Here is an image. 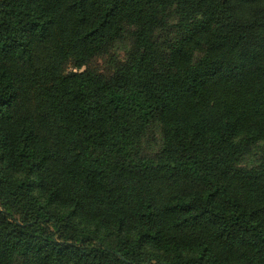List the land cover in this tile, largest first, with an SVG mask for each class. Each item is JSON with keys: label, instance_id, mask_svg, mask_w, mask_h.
<instances>
[{"label": "trees", "instance_id": "trees-1", "mask_svg": "<svg viewBox=\"0 0 264 264\" xmlns=\"http://www.w3.org/2000/svg\"><path fill=\"white\" fill-rule=\"evenodd\" d=\"M0 264H264V0H0Z\"/></svg>", "mask_w": 264, "mask_h": 264}, {"label": "rangeland", "instance_id": "rangeland-1", "mask_svg": "<svg viewBox=\"0 0 264 264\" xmlns=\"http://www.w3.org/2000/svg\"><path fill=\"white\" fill-rule=\"evenodd\" d=\"M125 58V49L123 45H117L115 48H113V50L107 54V55H101L96 57L93 60V66L96 70L106 73L109 69H111L112 64L115 61H121L124 60ZM256 152H254V154H252L251 157L247 158V161H251L253 162L256 158L255 154Z\"/></svg>", "mask_w": 264, "mask_h": 264}]
</instances>
